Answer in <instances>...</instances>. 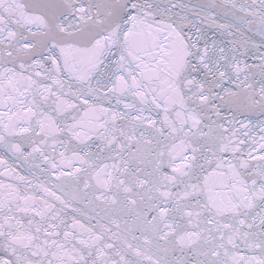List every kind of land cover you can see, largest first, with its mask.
Here are the masks:
<instances>
[{
	"label": "snow or ice",
	"instance_id": "6c2138e0",
	"mask_svg": "<svg viewBox=\"0 0 264 264\" xmlns=\"http://www.w3.org/2000/svg\"><path fill=\"white\" fill-rule=\"evenodd\" d=\"M0 264H264V0H0Z\"/></svg>",
	"mask_w": 264,
	"mask_h": 264
}]
</instances>
